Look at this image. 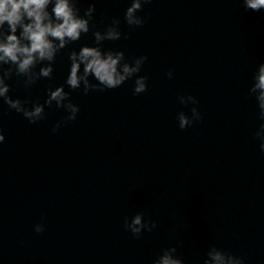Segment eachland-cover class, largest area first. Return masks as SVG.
<instances>
[{"label":"water","instance_id":"1","mask_svg":"<svg viewBox=\"0 0 264 264\" xmlns=\"http://www.w3.org/2000/svg\"><path fill=\"white\" fill-rule=\"evenodd\" d=\"M124 6L95 0L90 24L120 20L121 37L102 47L146 57L145 91L133 94L131 80L87 94L65 85L79 111L56 132L63 109L29 123L0 104V264H151L170 244L184 264H203L213 244L264 264V153L247 92L264 60V12L239 0H149L145 23L128 26ZM80 43H92L91 29L69 47ZM66 53L30 88L12 77L9 94L42 103L64 81ZM180 94L201 113L184 129ZM141 210L156 227L133 236L123 218Z\"/></svg>","mask_w":264,"mask_h":264},{"label":"clouds","instance_id":"2","mask_svg":"<svg viewBox=\"0 0 264 264\" xmlns=\"http://www.w3.org/2000/svg\"><path fill=\"white\" fill-rule=\"evenodd\" d=\"M82 0H0V104L21 114L29 123L44 119L45 107L63 109L64 115L52 124L56 132L66 121L74 120L78 105L69 98L65 89H79L87 94L90 89H113L126 80L132 81L133 94L142 93L147 87L146 76L138 74L146 57L141 54L125 59L119 48H104L102 42L121 37L120 20L111 18L102 29L95 28L90 21L95 12V0H87L81 11ZM149 0H125L123 21L128 26L145 23L140 10ZM247 11L264 12V0H239ZM91 29L92 43H80L82 34ZM67 48V70L62 84L45 88L43 102L28 101L9 94L8 81L12 77L22 78L25 89L42 78H51L53 62L62 49ZM171 70L165 72L172 77ZM248 95L254 97L257 107L258 125L253 133L258 148L264 153V60H260L251 73ZM181 105H189L188 114L176 113L177 127L184 129L193 121L201 119L196 107L197 99L191 94H180ZM5 140L0 130V143ZM156 220L149 219L144 211H135L123 218V227L133 236L156 227ZM33 230H43L42 223H35ZM176 245L161 248L151 264H184L176 254ZM203 264H244L240 255L209 245Z\"/></svg>","mask_w":264,"mask_h":264}]
</instances>
